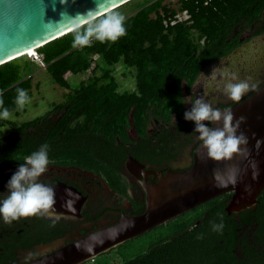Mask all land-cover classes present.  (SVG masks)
<instances>
[{
    "label": "trees",
    "instance_id": "1",
    "mask_svg": "<svg viewBox=\"0 0 264 264\" xmlns=\"http://www.w3.org/2000/svg\"><path fill=\"white\" fill-rule=\"evenodd\" d=\"M161 1L139 6L125 17L126 34L115 42L93 39L91 46L73 47L77 31L98 22L97 18L35 49L53 83L69 93L47 113L0 134V170L24 163L46 143L49 159L96 163L112 175L124 159L129 114L141 141L137 152L141 156L149 149L164 153L170 145L172 149L189 142L187 131L194 124L184 119L181 83L187 90L203 66L235 46L232 32L257 21L264 0H176V9ZM176 12H184L186 19L176 21ZM90 55L106 67L119 63L133 69V90H117L107 69L94 75L96 65L89 78L71 86L64 75L87 71ZM28 78L19 81L18 67L11 61L0 65V99L11 112L17 108L16 90L27 91ZM50 114L59 116L52 119ZM173 114L175 123L170 122ZM152 119L163 129L155 147L148 148L145 129ZM205 205L202 218L200 214L190 224L172 225L118 264H264V188L253 207L235 215L225 213L224 199ZM220 224L223 228L214 230ZM243 225L248 227L239 235Z\"/></svg>",
    "mask_w": 264,
    "mask_h": 264
},
{
    "label": "water",
    "instance_id": "2",
    "mask_svg": "<svg viewBox=\"0 0 264 264\" xmlns=\"http://www.w3.org/2000/svg\"><path fill=\"white\" fill-rule=\"evenodd\" d=\"M131 0H0V65L35 50L90 23ZM200 73V72H199ZM199 73L195 77L197 79ZM186 93L185 84L181 86ZM222 112H231L233 123L243 117L237 135L247 145L229 160L213 161L199 142L191 153L190 166L182 171L145 172L126 156L124 167L138 183L144 210L137 216H121L110 226L95 230L26 264H82L219 196L230 193L224 211L238 213L254 206L264 188V82L239 102ZM128 124L132 127L131 114ZM211 128L222 127L209 124ZM133 128V127H132ZM257 141H261L257 147ZM218 172L235 174L236 183L218 186ZM148 175L155 182H146ZM54 205L56 200L54 199ZM62 203L61 201H58Z\"/></svg>",
    "mask_w": 264,
    "mask_h": 264
},
{
    "label": "flooded vegetation",
    "instance_id": "3",
    "mask_svg": "<svg viewBox=\"0 0 264 264\" xmlns=\"http://www.w3.org/2000/svg\"><path fill=\"white\" fill-rule=\"evenodd\" d=\"M233 37H236V45L227 54L203 66L192 85L187 90L185 86L186 93L181 92L183 113L191 109V103L187 105L185 100L191 96L194 102L192 89L196 87L197 80L206 68L221 63L227 64L230 68L229 72L235 75L236 82L255 79L259 71H264V9L257 21L247 25L240 32L234 30L231 35V38ZM248 49L255 50L251 51L255 60L241 66L243 61L237 62L235 57L241 52L246 55ZM128 69L130 68H126V71ZM257 76L258 80L251 84L250 90L242 99L264 82V74ZM182 84L184 82L181 86ZM234 102L236 101L220 102L214 108H225ZM58 116L50 114L49 118L54 119ZM177 120L173 114L170 122L175 123ZM132 127L129 125L126 130L127 141L122 148L124 156L122 164L117 170L112 171V175L98 169L96 163L82 165L74 161L49 159L47 171L38 178V181L54 190L56 204L44 215L21 217L11 223H6L3 217H0V264H26L86 234L112 225L120 218V213L121 216L140 215L144 210L143 193L138 184L141 180L136 181L125 169L126 156L141 165L143 171L159 172L163 175L164 169L170 172L187 169L191 164L193 149L198 142H201L198 138L199 134L191 127L187 131L189 142L184 141L172 149L170 145V149L166 148L164 153L160 151L151 153L149 149L147 150L149 153L141 156L137 154L142 147L141 141L136 137ZM162 129L161 124L154 119L147 122L145 132L150 140L148 148L155 147L156 141L161 137ZM125 150L127 153L124 152ZM18 167L19 165H9L0 170V201L7 196V182ZM146 182H155V179L148 175ZM230 195L224 199L225 206ZM233 219L240 220L236 216ZM197 223L198 221H195L194 224ZM247 227L243 225L238 234H243Z\"/></svg>",
    "mask_w": 264,
    "mask_h": 264
},
{
    "label": "clouds",
    "instance_id": "4",
    "mask_svg": "<svg viewBox=\"0 0 264 264\" xmlns=\"http://www.w3.org/2000/svg\"><path fill=\"white\" fill-rule=\"evenodd\" d=\"M62 3H66V0H62ZM124 22V15L115 11L100 19L99 22L93 21L82 32L77 31L73 47L91 46L93 39L100 42L105 40L115 42L126 34ZM212 71H215V68ZM225 74H227L226 69ZM232 79H236L235 75ZM249 90L250 86L246 81L228 82L224 85L225 94L236 102H239ZM16 91L15 103L22 109L29 102V97L24 89L18 88ZM185 102L191 103L192 106L184 113V119L193 122V131L199 134L198 138L203 142L202 147L206 150L209 159L217 162L229 160L234 154L242 151V145H247V137L243 133L237 135L239 126L244 121L243 117L233 123L234 116L230 111L222 112L202 97L196 98L193 102L192 97L189 96ZM11 115V111L4 107L3 99H0V119H8ZM221 123L222 127L208 126ZM260 143L261 141H257L256 146L259 147ZM48 153L49 145L46 143L41 145L37 151L26 157L25 162L19 165L7 182L8 194L0 201V217H3L6 223L21 217L44 215L54 205V190L38 181V178L47 171ZM214 178L220 181L218 186L226 187L229 183L233 185L236 183L234 173L225 177L215 172ZM222 228L223 224L214 226V230Z\"/></svg>",
    "mask_w": 264,
    "mask_h": 264
},
{
    "label": "rangeland",
    "instance_id": "5",
    "mask_svg": "<svg viewBox=\"0 0 264 264\" xmlns=\"http://www.w3.org/2000/svg\"><path fill=\"white\" fill-rule=\"evenodd\" d=\"M153 1L155 0H131L128 3L98 18V22L100 19L104 18L106 15L114 11L121 13L122 15H124V17H127L134 13L137 7L149 4ZM161 4L168 5L173 9L177 8L176 0H162ZM174 19L176 21H183L186 19V15L184 12H176ZM192 35L194 36V34ZM251 51L248 49V53L246 55L241 52L239 55H236L235 60H237V62L243 61L241 63V66L242 64L246 65V63L248 64L253 62L255 60V56L251 54ZM89 59L90 66L87 71L76 75H70L68 73L64 75V78L68 81V83H70L71 86H74L79 81H84L85 79L89 78L91 76V69L94 67V65H96L93 73L94 75H98L101 70L107 69L110 76L116 82L117 90H133V69H128V71H126V68H123L119 63H116L110 67H106L102 62H99L98 58L94 57L93 55H90ZM11 65H16L18 67L19 81L29 77V87L27 89L29 102L26 103L22 109L17 107L14 111H12V115L8 119H0L1 135H5L10 130L18 127L20 124L26 121L47 113L53 106L61 103L64 100L66 94L69 93V90L63 89L53 83V81L45 71V65L41 62L40 55L36 51L11 61ZM214 68L215 71H212ZM225 69L227 70V74H225ZM229 69L230 68L228 67V65L224 63L206 68L197 80L196 87L192 89L195 99L198 97H202L206 102L211 103L213 107H215L217 103L231 100L224 92V85L226 83H236V81L232 79L233 74L232 72H229ZM258 74L259 76H261V74H264V71H259L256 74L255 79L246 81L250 87L251 84H254L258 80ZM188 104L190 103H187V105ZM229 194L230 193L224 194L215 199H227ZM205 204L206 203L186 213H183L176 218L166 222L165 224L153 228L135 238H132L122 243L121 245L112 248L109 251L100 254L97 257L92 258L91 260H88L82 264H118L124 260H128L129 258L139 253V251L144 249L149 242L160 238L161 235L166 234L168 231H170L172 225H185L192 223L195 220L196 216L202 214V212L206 209L207 205Z\"/></svg>",
    "mask_w": 264,
    "mask_h": 264
},
{
    "label": "bare ground",
    "instance_id": "6",
    "mask_svg": "<svg viewBox=\"0 0 264 264\" xmlns=\"http://www.w3.org/2000/svg\"><path fill=\"white\" fill-rule=\"evenodd\" d=\"M35 50H29V51H26V52H24L23 54H21V55H18L17 57H15L13 60H15V59H17V58H19V57H22V56H24V55H26V54H29V53H31V52H34ZM13 60H11V61H13Z\"/></svg>",
    "mask_w": 264,
    "mask_h": 264
}]
</instances>
